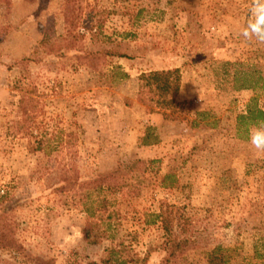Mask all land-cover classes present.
Segmentation results:
<instances>
[{
  "label": "rangeland",
  "instance_id": "374dc122",
  "mask_svg": "<svg viewBox=\"0 0 264 264\" xmlns=\"http://www.w3.org/2000/svg\"><path fill=\"white\" fill-rule=\"evenodd\" d=\"M251 2L0 0V216L29 254L88 264L122 242L124 258L161 264L156 216L170 205L194 243L177 264H209L219 247L225 264H264V153L238 120L264 109V44L240 35ZM157 70H178L187 109L159 105L143 76ZM147 129L158 142L142 144ZM135 159L126 188H61ZM91 204L98 243L83 234Z\"/></svg>",
  "mask_w": 264,
  "mask_h": 264
},
{
  "label": "trees",
  "instance_id": "16d2710c",
  "mask_svg": "<svg viewBox=\"0 0 264 264\" xmlns=\"http://www.w3.org/2000/svg\"><path fill=\"white\" fill-rule=\"evenodd\" d=\"M114 50V49H113ZM105 55H120L124 56L123 53H116L115 51H105ZM28 60H23L21 66L26 70ZM24 78H29L27 71L24 73ZM126 73H122V77H126ZM144 79L150 84L155 83L156 89L159 94V105L164 109H178L183 111L191 105V101L179 102L176 100L177 95L180 90V77L178 70H157L152 71L149 74L143 75ZM151 81V82H150ZM36 91V88H35ZM177 111V110H176ZM239 125L245 126L246 130L253 124L257 125L264 123V109L258 108L256 105L249 104L246 114L238 116ZM73 133H70V136ZM158 142L156 138L151 137L150 131L147 129L146 133L142 137L143 145H152ZM39 150H48V147H43L42 143L38 146ZM145 161L142 159H135L131 163L125 165L120 164L118 167L105 172H100L96 177L90 178L88 180H82L81 177L76 174L73 176L64 175L63 181L64 186L73 188L75 186L86 187V192L84 197L91 199V194L94 192L101 191L104 187L109 189H120L126 188L128 186V180H130V174L134 172L139 167V165L144 164ZM169 207V208H168ZM170 205L163 208L162 211L156 216L161 222V228L164 234V249L167 251V256L163 258L161 264H177L178 259L185 256L189 250L194 246L193 240L189 237H181L173 228V217L172 211L170 210ZM174 209V208H172ZM85 211L89 215V220L87 225L83 229L84 238L90 243H98L101 238H103L104 233L102 232V223L100 220L95 219L96 209L92 207V204L85 207ZM0 249L5 251L7 255L11 256V262L9 264H28L29 261L32 264H49L39 257H34L29 254L23 245L15 237L13 223L8 221V217L5 211L0 216ZM220 247L211 254L209 258V264H225L226 260L223 255L218 257L217 252L220 251ZM126 252H130V249L125 246L124 243L120 242L118 247H114L110 250L109 256L102 258L99 261H90L88 264H136L140 257L131 259L124 258L123 255ZM146 258H144L145 260Z\"/></svg>",
  "mask_w": 264,
  "mask_h": 264
},
{
  "label": "clouds",
  "instance_id": "9594fccd",
  "mask_svg": "<svg viewBox=\"0 0 264 264\" xmlns=\"http://www.w3.org/2000/svg\"><path fill=\"white\" fill-rule=\"evenodd\" d=\"M246 41L255 40L264 44V0H252L248 9V20L240 30ZM249 142L258 153H264V123L249 129ZM74 238H68L72 242Z\"/></svg>",
  "mask_w": 264,
  "mask_h": 264
}]
</instances>
